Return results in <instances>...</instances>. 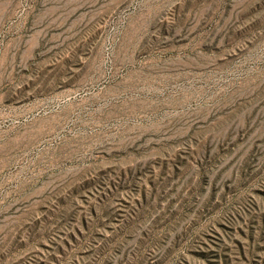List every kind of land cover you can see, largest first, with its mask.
<instances>
[{"label":"rangeland","instance_id":"1","mask_svg":"<svg viewBox=\"0 0 264 264\" xmlns=\"http://www.w3.org/2000/svg\"><path fill=\"white\" fill-rule=\"evenodd\" d=\"M0 264H264V0H0Z\"/></svg>","mask_w":264,"mask_h":264},{"label":"bare ground","instance_id":"2","mask_svg":"<svg viewBox=\"0 0 264 264\" xmlns=\"http://www.w3.org/2000/svg\"><path fill=\"white\" fill-rule=\"evenodd\" d=\"M25 131V130H24ZM31 132H28V134H30ZM43 132L41 131V129H37L36 131H35V134L36 135H40V134H42ZM27 137V135H22V136H20V137H17V138H15L16 140H17V142H19V141H21V140H24L25 138Z\"/></svg>","mask_w":264,"mask_h":264}]
</instances>
